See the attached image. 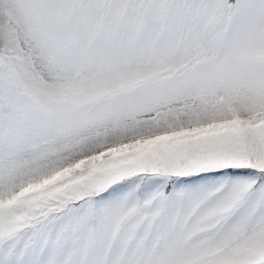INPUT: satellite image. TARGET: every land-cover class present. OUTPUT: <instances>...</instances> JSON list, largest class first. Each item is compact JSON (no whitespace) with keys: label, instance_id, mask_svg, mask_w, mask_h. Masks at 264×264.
Returning <instances> with one entry per match:
<instances>
[{"label":"snow or ice","instance_id":"obj_1","mask_svg":"<svg viewBox=\"0 0 264 264\" xmlns=\"http://www.w3.org/2000/svg\"><path fill=\"white\" fill-rule=\"evenodd\" d=\"M0 264H264V0H0Z\"/></svg>","mask_w":264,"mask_h":264}]
</instances>
